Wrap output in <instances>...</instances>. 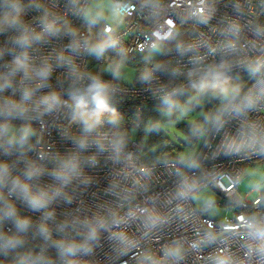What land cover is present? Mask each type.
Returning <instances> with one entry per match:
<instances>
[{
	"label": "built area",
	"instance_id": "built-area-1",
	"mask_svg": "<svg viewBox=\"0 0 264 264\" xmlns=\"http://www.w3.org/2000/svg\"><path fill=\"white\" fill-rule=\"evenodd\" d=\"M89 1L0 0V264H264V193L238 191L264 158V0H112L115 24L85 22ZM142 55L130 84L104 72ZM225 83L194 152L142 161L150 105Z\"/></svg>",
	"mask_w": 264,
	"mask_h": 264
},
{
	"label": "rangeland",
	"instance_id": "rangeland-1",
	"mask_svg": "<svg viewBox=\"0 0 264 264\" xmlns=\"http://www.w3.org/2000/svg\"><path fill=\"white\" fill-rule=\"evenodd\" d=\"M91 18L100 22L115 24L119 19V15L113 8L112 0H90L85 9L83 20L87 22ZM161 49V45H157L155 48L147 51L145 55L149 59H156ZM104 72L112 74L119 82L130 84L134 80L136 69L130 65L118 64L114 67L106 68ZM117 72L119 73L118 75L116 74ZM206 89H208L206 86L200 88V90L189 98L182 109L166 114L155 125L159 131L164 133L177 146L181 147L180 152L182 155L190 154L194 152V149L191 146L183 144L186 137L178 128L177 124L182 122L194 123L203 128L205 124L207 125L210 122V112L216 110L232 93L231 89L226 91V93L215 88L210 92H205ZM209 99L216 100L217 102L204 113L205 102ZM19 129L20 126L18 125L9 126L7 131L9 139H17ZM148 130L149 125L144 130L142 138L144 143L147 140ZM22 132L26 135L32 134V130L29 127H22ZM133 134L134 136L136 135L135 133ZM200 139V137L197 139L198 142ZM238 191L239 195L248 201L260 193H264V158H259L242 165L241 176L238 181ZM193 203L197 208L204 207L210 203L209 215L215 219L229 221L234 217L232 209L222 204L223 198L214 189H201L193 196Z\"/></svg>",
	"mask_w": 264,
	"mask_h": 264
},
{
	"label": "trees",
	"instance_id": "trees-1",
	"mask_svg": "<svg viewBox=\"0 0 264 264\" xmlns=\"http://www.w3.org/2000/svg\"><path fill=\"white\" fill-rule=\"evenodd\" d=\"M146 61V57L136 56L129 59L127 62L134 68H136V73L140 76L142 73V66ZM225 84H217L214 87L206 89L205 92H210L213 88L217 90H222ZM200 88H194L185 91L181 95L159 103L150 105L143 119L142 125L138 130L139 140L142 141L144 130L147 125H149L148 136L145 142L144 154L142 156V161L145 163H156L166 159L171 158L180 152L181 147L177 146L172 140H170L164 133L159 131L155 125L163 119V117L175 111L183 108L184 104L191 98ZM217 102L216 100L209 99L205 102L204 113H206L213 104ZM215 111L210 112V118L215 114ZM178 128L182 131L186 140L183 144L191 146L195 142V137L198 134L201 127L194 123L182 122L177 124Z\"/></svg>",
	"mask_w": 264,
	"mask_h": 264
},
{
	"label": "clouds",
	"instance_id": "clouds-1",
	"mask_svg": "<svg viewBox=\"0 0 264 264\" xmlns=\"http://www.w3.org/2000/svg\"><path fill=\"white\" fill-rule=\"evenodd\" d=\"M114 44H115V41L102 42V43H99L97 45H94L90 50L92 52H94L99 57V56H102L108 48L113 47ZM116 74L118 75L119 73L117 72ZM89 90L94 91V93H95L94 101L98 103L99 107H104L105 101L103 99H101V96H100L101 88H100V86L96 85L94 83V84L89 86ZM222 91H224L226 93V90H222ZM86 130H90V128H88ZM44 203H45V201L41 198H38V197L33 198L31 201L32 207L36 208V209L44 206ZM73 247H75V246H73ZM69 251H71V249H69Z\"/></svg>",
	"mask_w": 264,
	"mask_h": 264
}]
</instances>
